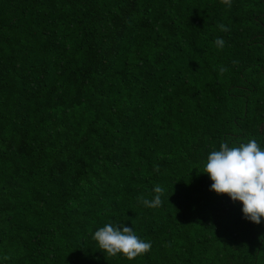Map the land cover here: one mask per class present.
<instances>
[{"label":"trees","instance_id":"16d2710c","mask_svg":"<svg viewBox=\"0 0 264 264\" xmlns=\"http://www.w3.org/2000/svg\"><path fill=\"white\" fill-rule=\"evenodd\" d=\"M250 139L264 0H0V264H264V220L203 174ZM109 223L151 250L108 257Z\"/></svg>","mask_w":264,"mask_h":264},{"label":"clouds","instance_id":"9594fccd","mask_svg":"<svg viewBox=\"0 0 264 264\" xmlns=\"http://www.w3.org/2000/svg\"><path fill=\"white\" fill-rule=\"evenodd\" d=\"M222 3L231 7V0H222ZM218 27L222 32L229 31L224 24ZM214 44L223 49L225 40L217 37ZM219 71L223 74L227 69L221 66ZM155 170L158 172L159 167ZM203 174L208 175L212 181L211 191L243 205L242 212L246 220L256 225L264 220V149L255 139L238 146L221 143L219 150H213L208 155ZM154 192L152 200L140 198L145 207L157 208L162 205L164 189L156 186ZM93 239L108 257L122 255L129 261L151 250L150 242L141 240L132 228L124 225L106 224L95 231Z\"/></svg>","mask_w":264,"mask_h":264}]
</instances>
